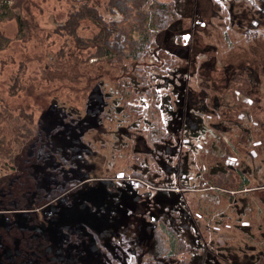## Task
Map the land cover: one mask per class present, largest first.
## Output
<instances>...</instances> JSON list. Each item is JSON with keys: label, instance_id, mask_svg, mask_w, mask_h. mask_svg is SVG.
Instances as JSON below:
<instances>
[{"label": "rangeland", "instance_id": "374dc122", "mask_svg": "<svg viewBox=\"0 0 264 264\" xmlns=\"http://www.w3.org/2000/svg\"><path fill=\"white\" fill-rule=\"evenodd\" d=\"M160 1L172 2L175 10L182 12L179 20L156 35L158 45L173 54L178 65L182 66H179L181 69L177 72H173L176 69L174 68L167 73L158 67L159 63H156L141 80L145 84L143 85L135 79L129 69L123 67L125 64L118 70L107 63L100 64L93 58L83 64L81 60L85 58L87 52L74 47L73 36L64 26L71 12L85 3L88 6H95L105 19H119V15L110 14L107 8L108 0H12V4L17 6L13 10L36 23L37 27L33 28L30 39L23 40L17 36V23L14 19L0 22V30L10 39L7 47L0 50V181L21 169L20 166H25L22 154L16 159L10 158L17 155L18 148L14 143L12 150L4 156L5 149L6 147L9 149V146L3 144L1 139L5 138L9 143L18 140L21 143L24 141L21 136L25 133L17 130L16 126L20 124L27 126L33 119L34 123L32 122L31 126L34 128L35 124L39 123L46 137L45 142L49 145V147L45 145L46 155L49 156L46 161L44 158L42 174L52 171L53 176V180L45 178L44 175L40 177L41 188L66 182L58 180L61 176L58 169L61 166L60 155L51 156L54 151L50 149H54L61 150L62 157L74 156L71 163L73 171L67 174L77 175L78 178L114 179L119 174H125L127 177L128 173L134 172L149 182H154L157 176L159 184L164 186L173 187L177 183L179 187L200 189L198 192L173 193L147 190V186L143 188L135 180L101 181L102 184L95 180L93 185L87 184L88 182L83 184L84 180L81 179H73L72 183L75 186L79 182L82 183L80 186L82 189L67 192L66 199L60 202L61 207H64L65 200H69L72 205L70 209L76 206L77 202L79 209H87L89 208L87 203L92 205L100 201L101 194L109 193L111 184L119 189L120 194H137L143 201L139 205L138 213L141 216L145 214V218H137V212L131 213L134 219L144 220L138 223V228L141 229L136 234L143 245L144 242L149 244L152 228L157 225V222L151 219L157 216L163 218L169 210L168 204L175 205L178 203L176 197L186 196L191 201L187 200L190 206L191 203L207 204V207L202 208V214H198L200 205L180 209L177 208L180 204L178 203L174 211L169 210L173 211L176 214L173 216L179 220L178 236L195 249L193 252L198 253V249L201 250V243L195 232L200 228V231L204 229L203 231L207 232L204 233V237L202 236V240H206L209 247H213L220 255L229 259V262L219 261L218 264H244L245 261L251 264L258 252L261 251L264 257L262 245L264 235L259 232L264 231V208L258 203L259 206L256 204L255 209V203L251 204L249 201L255 200L253 196L263 198L264 191L258 190L257 195L252 192L230 194V197H227V194L217 187L221 184L220 188L236 191L247 189L251 184L264 182V161L262 163L258 161L264 154L252 157L249 152L253 140L264 141V131L245 124L235 113H232L231 120L222 114L230 109L228 105L222 106L227 99H231L230 92L228 91L229 95L223 88L226 79L241 71V76H246L248 80L249 89L245 93L254 103L253 113L261 122L264 121V0ZM96 31L93 23L84 20L78 33L82 37H90ZM187 32L193 39L190 46L183 45L180 39ZM189 58L195 59V67L189 66L188 70L186 64ZM194 68L195 73L191 71ZM201 76H209L212 79L215 89H208L211 95L220 94L223 97L218 101L217 109L215 108L217 104L215 106L213 104L214 99L208 102L216 109V116L204 115L201 122L198 113L189 115V122L197 125L202 123L204 129L184 130V139L187 143L184 145L182 142L180 145L178 137H175L178 130L173 129L179 124L182 116L181 112H175V106L182 101L179 92L182 91L183 83L187 79L186 90L200 93L197 81ZM146 84L154 87L150 89ZM204 84L206 85L205 82ZM147 89L153 93L156 91V94L149 96ZM201 95L204 93L199 94L195 102L197 100L206 102V98L202 99L205 96ZM246 103L250 104L248 100ZM246 109L248 108L244 110ZM97 112L100 117L95 116L94 120H100V125L90 121ZM73 119H76V122H73ZM89 121L90 123L85 125ZM14 127L16 128L13 131ZM238 129L239 133L236 136ZM34 130L38 131L36 127ZM224 136L237 145L239 159L237 168L225 166L227 163L223 159L226 147L222 142ZM235 138L239 140V144L233 140ZM80 142L83 144L80 147H85L75 154L73 145ZM177 160L186 163L185 173L188 175L186 179L183 177L174 179V163ZM91 165L94 167H90ZM254 166L258 167L257 171L261 175L251 178L250 171ZM170 180L171 182H168ZM235 181L239 186L234 184ZM88 187L86 194L83 195ZM90 195L91 200L88 198ZM112 195L115 200L121 198L117 194ZM159 197L164 200L160 203L163 209L160 211L156 209L157 216H154L151 208L144 202ZM236 197L238 201L235 203L233 198ZM123 202L128 209V203ZM70 209L68 210L70 215L54 210L51 214L68 225L86 222L79 216L81 212L78 208ZM205 209L210 213L205 214ZM106 210L109 213L110 210L108 208ZM26 214L28 215L0 213V225L9 219L20 224ZM120 215L124 217L123 213ZM243 222L250 224L243 225ZM90 223L98 226V223L103 224V221L95 219ZM160 230L166 235L168 244L176 242V237L165 225L160 224ZM238 238L242 246L233 241ZM215 241L219 243L217 248ZM28 243L30 245L31 241ZM11 259L13 258L8 256L6 261H1L0 264H12Z\"/></svg>", "mask_w": 264, "mask_h": 264}, {"label": "flooded vegetation", "instance_id": "af4514ba", "mask_svg": "<svg viewBox=\"0 0 264 264\" xmlns=\"http://www.w3.org/2000/svg\"><path fill=\"white\" fill-rule=\"evenodd\" d=\"M194 5V3H192ZM180 17L179 19L182 17V12H176ZM178 19V20H179ZM177 21V20H176ZM175 21V22H176ZM174 23V22H173ZM172 23V24H173ZM171 25V24H170ZM169 25V27H170ZM168 27V28H169ZM167 28V29H168ZM166 29V30H167ZM165 31V30H164ZM191 32V31H189ZM189 32H187V34L182 35L181 36V40L183 43V45L186 46H190L192 45V35L189 34ZM190 36H191V40H190ZM157 41V40H156ZM157 47L160 48L161 50L167 52L171 57H172V61L165 63L164 60H162L158 67L162 70H166L167 73L171 72L169 71L170 69H174L173 72H177L179 71L181 68L179 66H182V64L178 65V61L174 58V55L169 53L167 50H165L163 47L159 46L157 43ZM189 66H193L195 67V59L194 58H189L188 63L186 64V67H188L189 70ZM125 67V66H124ZM152 67H155V65H152ZM191 71H193L195 73L196 68L191 69ZM166 73V74H167ZM190 73V71H189ZM136 80H138L139 82L142 83V81L140 79H138L134 73H131ZM148 74V71L146 72V75ZM241 76V71H239L236 74H233L231 77L226 79V82L224 84V89L226 90V93L229 94L230 92V97L231 99L226 101V103L222 104V106L228 105L230 106V109L227 111L222 112V114L225 115V117L228 120L233 119V114L235 113L236 117L241 120L242 122H244L245 124H250L252 126H255L258 130H262L264 131V121L261 122L260 119H258L257 117H255L254 113L250 111V104L252 103V101L250 102V104H247L246 101L248 99H250L249 97H246V95H244L241 91L240 88L238 87L241 82L242 79L239 77ZM246 77V76H245ZM187 80V79H186ZM184 81L183 83V89L181 92H179V94L182 97V101L180 103H178L175 108V112H181V117L179 119V124H176L175 127L173 129H177L178 132L176 133L175 137H178L179 141H180V145L183 144L185 145L187 143V140L184 139V134L183 131H198L199 129L202 130L204 129V124H195V123H191L188 120L189 115H196V113H198L200 115L201 118V122H202V117L205 115L206 117H214L216 116V112L215 110L218 107V101H220L222 99V95L218 94H214L211 95L210 91L208 90L209 88L211 90L215 89V86L212 84V79L209 76H201L198 79V91L200 93H196L197 91H192V92H188L186 90V84L187 81ZM232 80V81H230ZM155 82V81H153ZM204 82L206 83V85L204 84ZM143 84V83H142ZM145 85V84H143ZM146 87H150V89H152L151 87L154 86H150L149 84H146ZM230 85V86H229ZM173 86V85H172ZM175 86V85H174ZM150 89L146 90L149 94V96L156 94L151 92ZM234 89V90H233ZM157 90V89H156ZM203 90L205 92H203ZM229 91V92H228ZM160 92V89L159 91ZM204 93V95L201 96H205L202 99L205 100L206 98V102L202 103L199 102L197 100V102H195V99L198 97L199 94ZM132 94V92H131ZM130 94V95H131ZM209 94V97L207 98ZM201 99V100H202ZM213 100V104L215 106V104H217V106L215 108H212L210 106V104H208V102L210 100ZM251 100V99H250ZM242 105L243 108H237V105ZM245 108H248L246 110H244ZM102 110V109H101ZM104 110V109H103ZM105 113V112H104ZM104 115V114H103ZM95 116H97L98 118L100 117V115L97 113H94L93 115V120H90L91 122H95L97 123V125L101 124L100 120H94V118H96ZM219 117V115L217 116ZM97 118V119H98ZM73 122H76V119L72 120ZM87 122L85 125H87ZM222 124H224L223 121H221ZM206 126V125H205ZM209 126V125H208ZM237 127V125H236ZM235 127V128H236ZM239 133V129L237 130V135L238 136ZM183 136V138H181ZM235 137V136H234ZM250 139V136L248 137ZM224 140V141H223ZM223 144L226 147L225 149V157H224V162H226L227 164H225V166H232L234 168H237L239 165V159L237 156V152L238 148L237 145L235 143H233L232 141H229L226 136L223 137ZM235 140V142L237 144H239V140L238 139H233ZM190 141V140H188ZM226 145H225V143ZM49 147L48 142H43V145H46ZM81 144V142H80ZM78 144L75 146L73 145V150L76 153H79L83 148L80 146H83V144ZM32 149L29 150L28 154L30 156H32L35 152L34 148L35 146L32 144ZM62 148H64V146H62ZM50 151H54L52 154H50L51 156H55L57 155L59 157L60 155V163L61 166L58 168L60 170V178L58 180H65L66 182H64L62 185L59 184H55L54 186H44V188H41L39 186V192L43 193V195L40 196H36L35 193H30L28 196H23L25 200H27V203L25 204V207L30 206L28 209H1L0 213H11L12 215L15 213H28V215L26 214L24 216V219L22 218V222L20 224H16L14 222V220L9 219L7 220L4 224H1L0 226H4V227H0V246L3 245H7L10 247V249H12V252L10 253V251L8 249H6L4 252L2 251L1 247H0V262L1 261H6L8 256H11L13 259L12 260V264H113L114 263V255L115 254H120L119 257L123 258L125 260H127V264H142L141 260H137L134 258V256L132 258H130L131 252H134L132 249H129L127 247H125V242L128 238L132 237L138 244L140 247H142L143 249H146L147 247H151L152 245L154 246L155 243V238H154V229L155 227H157L160 230V224L165 225L167 227V230L171 231L172 234L176 237V242L173 244H169L170 247V254H169V259L168 261H163L162 264H212V262L214 264H218V262H222V263H226L229 262L228 257H224L222 255H220V253L215 250L213 247H209L207 244L206 240H202V236L204 237V233L207 234V232H204L201 226V231L200 228H197V230L195 231L197 234V237L199 238V241L201 243V250L198 249V253L197 252H193L195 251V249H193L191 247V245L186 242L182 237H179V226H178V219L177 217L173 216L176 215L173 211L175 206L178 204L177 208H185L188 209L193 207L194 205H200L199 206V213L198 214H202L203 212V207H207V204L201 205V203L199 204H195V203H191V206L188 205V199L186 198V196L183 197H176L178 203L175 205H171L168 204V209L169 210H173L167 211V215L164 216L162 218V216H157L156 215V209L158 211L162 210L163 207L160 205V203H163V199L161 197H159L158 199H150L149 202H144L147 207L151 208V213L154 217L151 219V221L153 222H157V225H154V227L152 228V237L151 240L149 241V244L147 242H144L143 245L141 244L140 240L137 239V232L140 231L141 227L138 228V223L143 222L144 220L140 221L137 220V218L140 219H144L145 218V214H143V216H141L138 213V208L139 205L141 203H143V201L137 196V194H120L119 189L115 186H113L111 184V189L109 190V193H103L100 195L99 199L100 201L98 202H94L92 205L90 203H87V206H89V208H84V209H79V204L77 202L76 208H78V210L81 212L80 214L82 215V218L86 221L85 223H81V224H77V225H68L66 223H64L62 220L58 219V217L56 215H52L51 212L52 210L54 211H58L60 213H66L69 214V209L72 206L69 200H65V204L64 207L60 206V202L63 199H66V197L68 196V194H66L67 192H73L77 189H82V187H80L82 185V183L84 184L85 182H88L87 184H91L95 182V180L100 181L99 183L102 184L101 181H119L121 182L124 179L127 180H135L137 181L138 184H140L143 188H145L146 186L148 187L147 190H160V191H167V192H173V193H186L187 191H192V192H198L200 189H191V188H186V187H179V185L176 183V186L173 187H168V186H164L163 184H159L160 180L159 177L156 176V180L154 182H149L147 179L145 181V179L143 177H139L140 175L138 173H131V174H127L128 176L126 177L125 174H119L116 178L112 179L110 177L106 178H90L87 177L85 179L82 178H78L77 175L74 174H67L70 171H73V166L71 165L72 160L74 159L73 157H69V156H64L62 157L60 152L61 150H54V149H50ZM59 151V152H57ZM242 151V150H241ZM178 155H179V148L177 150ZM249 152L252 155V157H259L261 153L264 154V141L261 140H253L249 146ZM49 156V155H48ZM46 156L43 155L41 158V162L40 165L38 166L36 163H30L26 169L28 170L29 168V175L33 174L36 175L37 174V178H38V185H39V178L40 175L42 174L43 171V167L45 165V163H43ZM174 159V158H173ZM232 160H235V162H232ZM259 163H262L264 161V156H262L259 160ZM234 164V165H233ZM236 164V165H235ZM88 165V164H87ZM174 179L175 177L180 179L183 177V179L187 178V173L186 172V163H180L179 160L176 161V163H174ZM90 167H94V165H91ZM258 167H253V169L250 171L251 172V178L253 176H255V178L257 177V175H259L260 173H258L257 171ZM52 171H48V179L53 180V176H52ZM184 173V174H183ZM44 175V174H43ZM261 175V174H260ZM123 177V178H122ZM241 176H239V180H240ZM247 179L251 180V178H249L248 176H246ZM73 179H81L84 180L82 183L79 182V184H76V186L72 183ZM173 179V180H174ZM57 180V181H58ZM92 181V182H90ZM90 182V183H89ZM149 182V183H148ZM168 182H171L168 181ZM251 182V181H250ZM19 183V182H17ZM98 182H96L97 184ZM151 183V184H150ZM11 184V183H10ZM16 184V183H15ZM234 184L236 186H239V183L237 181L234 182ZM219 184L217 187V189H220L221 191H224L227 194V197H230V194H251L252 192H255V195H257V191H264V182L259 183V184H251V186L247 189H238L235 191V189L231 190L229 188H220ZM92 186V185H90ZM89 186V187H90ZM86 187V186H84ZM85 190V193L83 195L86 194L87 189ZM105 191H106V187H105ZM201 192V191H200ZM241 192V193H240ZM191 193V192H190ZM112 194H117L119 196H121V198L119 200H115L112 196ZM201 194V193H199ZM4 196L6 195H12V191H7L6 193H3ZM82 195V196H83ZM237 195V196H238ZM234 196V195H233ZM255 198V200L250 199V203L253 204L255 203V209H256V204L257 206H259V204H261L264 208V197H260V196H253ZM90 200L92 199V196L90 195L88 197ZM169 199V198H168ZM188 200V201H187ZM243 200V199H242ZM123 201H126L129 205V208H126V205L124 204ZM205 201V200H204ZM238 201V197L233 198V202H237ZM244 201V200H243ZM18 202H20L19 200L15 199L10 201L9 203H3V207L6 206H11L13 205L14 207H19L18 206ZM111 202V204H109ZM191 202V201H189ZM0 203H2L0 201ZM259 203V204H258ZM55 204V205H54ZM117 204V206H115ZM158 204V206L156 205ZM53 205V206H51ZM96 205V206H95ZM2 207V208H3ZM106 208H108L110 211L109 213H107ZM125 209V210H122ZM97 212L95 214V217L93 219H87V216H89L90 212ZM132 211L137 212V218L134 219V215L131 213ZM190 211V210H189ZM124 215V217H122L120 214ZM209 214V210L205 209V214ZM253 213V212H251ZM263 213V210H262ZM202 216V215H200ZM105 218V220H104ZM101 220L103 221V224H99L98 226L96 225H92L90 222L93 220ZM238 219V218H237ZM111 221L113 222L111 224ZM192 221V220H191ZM152 222V224H153ZM203 222V221H202ZM243 225H248L250 223L248 222H243ZM254 224V223H252ZM16 225L20 226V227H25L26 231H24L23 234H18L17 229H19V227H17ZM11 226H15L17 229H12L9 228ZM142 226V225H141ZM226 227H229L227 225H225ZM29 227H35L34 230H28ZM94 229V230H93ZM32 231V232H30ZM200 231V232H199ZM218 232V231H216ZM262 232V234L264 235V231H259ZM255 237V236H254ZM256 238V237H255ZM250 239H252V237H250ZM181 240L182 242L185 243V245L187 246V250H185L182 253H177L176 249H177V242ZM239 238L238 239H233L234 242L239 243L241 246V241L239 242ZM28 241H31V244L29 245ZM203 241V242H201ZM232 241V240H231ZM2 243V244H1ZM223 243V242H222ZM215 247L217 248L219 245L218 241H215ZM262 245H264V243H262ZM34 246V247H33ZM123 248H125L123 250ZM184 256V260L183 262H181V256ZM254 255V254H252ZM137 257V255H135ZM139 256V255H138ZM257 257H253L256 258L253 260V263L255 264H264V257H262L261 255V251L258 252L256 254ZM88 258H91L92 260H88ZM94 259H98V260H94ZM135 261V262H133ZM246 264L249 263V261H245ZM244 263V264H245ZM117 264V263H116ZM153 264V263H151ZM158 264V263H156ZM235 264V263H233Z\"/></svg>", "mask_w": 264, "mask_h": 264}, {"label": "trees", "instance_id": "16d2710c", "mask_svg": "<svg viewBox=\"0 0 264 264\" xmlns=\"http://www.w3.org/2000/svg\"><path fill=\"white\" fill-rule=\"evenodd\" d=\"M16 7L15 4H12V0H0V22L14 19L17 23L18 38L28 40L31 37L33 28L35 29L37 24L26 17H22L20 13H16L13 10ZM107 8L111 15L117 14L120 18L105 19L97 11L95 6H88V4L85 3L71 12L69 19L64 25L73 36L74 47L79 49V51L82 50L87 52L85 58L81 60L83 64L88 62L91 58L95 59L100 64L107 63L110 67L117 70L122 64H125L127 70L129 69L138 79L142 80L146 76V72L154 68L151 64L160 63L162 60H164L165 63L172 61V57L167 52L157 47L156 41V35L166 30L170 24L180 17L176 13L177 11L172 2L160 0H108ZM84 20L90 21L97 28V31L90 37H82L78 33ZM9 43L10 39L0 30V50L6 48ZM134 64L135 67H133ZM239 77L243 78V80L238 87L244 95H247L245 92L249 89L248 80L246 77ZM253 105L254 103L249 105L251 112H253ZM237 108L241 109L243 106L239 104ZM32 122L34 123L33 119L27 126L25 124L16 126L17 130L24 131L25 133V135L21 136V138H24V141H21L22 144L20 141L12 140L11 138V143L6 142L5 138L1 139L3 144L9 146V149L6 147L4 156L12 150V144L14 143V145L16 144V148H18L17 155L10 158L16 159L22 154L25 166H20L21 169H17L15 173L10 174L0 181V201L2 202L0 203V210H9L11 208L28 209L30 206L25 207L27 200H25L23 196H28L32 192L35 193L36 196L43 195V193L39 192L41 188H39L38 185L37 174L29 175V171L26 169L30 163L37 162L36 164L39 166L43 155L46 156V159L48 157L46 155V147L43 145V142L46 141L44 131L41 130L43 128L37 123L35 127L38 131H35V127L33 128L31 126ZM16 127L13 128V131ZM32 144L35 146V152L30 156L28 152L32 149ZM28 156H30V158H28ZM48 175V172L44 174L45 177H48ZM40 177H43V174H41ZM7 191H12V195L4 196L3 193ZM15 199L20 201L18 202L19 207H14L13 205L6 207L2 206L3 203L7 204ZM74 208H76V206L72 207L70 210ZM96 213V211L90 212L87 219H93ZM79 216L82 217L81 214ZM9 228L17 229L15 226ZM34 229L35 227L28 228V230ZM24 231H26L25 227H19L16 233L23 234ZM153 233L155 238L154 246L152 245L146 249L140 247L132 237L126 240L124 246L134 251L128 253L131 254L130 258L134 256L137 260L142 259V264H162L163 261H168L170 247L167 243L166 235L159 231L157 227H155ZM176 246L177 253H182L188 249L181 240L177 242ZM0 247L3 252L6 249H8L10 253L12 252V249L7 245L2 244ZM124 249L125 248H123V250ZM119 255L120 254L114 255L113 264H127V260L120 258ZM135 255H137V257ZM88 260L92 259L88 258ZM183 260L184 256L182 255L181 262H183Z\"/></svg>", "mask_w": 264, "mask_h": 264}, {"label": "built area", "instance_id": "2783aa9c", "mask_svg": "<svg viewBox=\"0 0 264 264\" xmlns=\"http://www.w3.org/2000/svg\"><path fill=\"white\" fill-rule=\"evenodd\" d=\"M248 102L250 103V102H251V100H250V99H248Z\"/></svg>", "mask_w": 264, "mask_h": 264}]
</instances>
